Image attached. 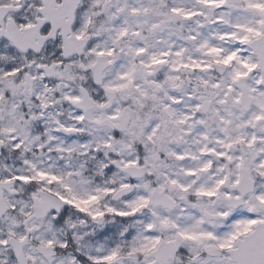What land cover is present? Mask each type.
I'll use <instances>...</instances> for the list:
<instances>
[{
	"label": "snow or ice",
	"instance_id": "1",
	"mask_svg": "<svg viewBox=\"0 0 264 264\" xmlns=\"http://www.w3.org/2000/svg\"><path fill=\"white\" fill-rule=\"evenodd\" d=\"M0 264H264V0H0Z\"/></svg>",
	"mask_w": 264,
	"mask_h": 264
}]
</instances>
